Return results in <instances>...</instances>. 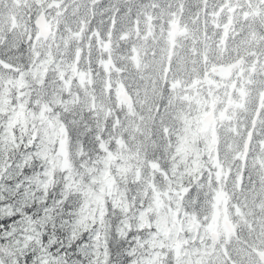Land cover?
<instances>
[{"label": "snow or ice", "instance_id": "6c2138e0", "mask_svg": "<svg viewBox=\"0 0 264 264\" xmlns=\"http://www.w3.org/2000/svg\"><path fill=\"white\" fill-rule=\"evenodd\" d=\"M0 264H264V0H0Z\"/></svg>", "mask_w": 264, "mask_h": 264}]
</instances>
